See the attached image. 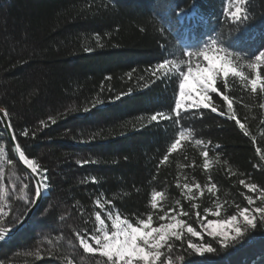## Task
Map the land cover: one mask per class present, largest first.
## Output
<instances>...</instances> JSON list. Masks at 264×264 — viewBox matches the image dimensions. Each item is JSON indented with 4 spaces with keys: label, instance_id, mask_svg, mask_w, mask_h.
<instances>
[{
    "label": "trees",
    "instance_id": "1",
    "mask_svg": "<svg viewBox=\"0 0 264 264\" xmlns=\"http://www.w3.org/2000/svg\"><path fill=\"white\" fill-rule=\"evenodd\" d=\"M234 7L235 0H0V107L46 185L26 224L0 241V264H110L81 244L100 234L98 213L110 228V213L133 226L151 216L157 226L171 212L200 236L169 240L157 264L169 257L171 264H264V218L255 211L264 208V89L258 82L253 92L232 75L218 79L207 99L217 111L183 112L177 122L179 72L156 68L164 58L179 63L182 50H198L211 37L239 57L234 63L248 80L256 71L264 77V64L247 67L264 51V0H248L240 21L225 11ZM157 113L170 119L152 122ZM0 145V204L7 208L0 229H13L35 188L1 121ZM154 192L162 193L155 208ZM251 207L256 227L242 228L243 238L228 246L201 229L203 218L224 220ZM190 243L214 251L201 254Z\"/></svg>",
    "mask_w": 264,
    "mask_h": 264
},
{
    "label": "snow or ice",
    "instance_id": "2",
    "mask_svg": "<svg viewBox=\"0 0 264 264\" xmlns=\"http://www.w3.org/2000/svg\"><path fill=\"white\" fill-rule=\"evenodd\" d=\"M248 3V0H235V7L226 9L231 18L234 21H240L241 19H247V12L245 5ZM195 5H193V8ZM174 14H175V10ZM188 11H191L189 9ZM219 44L217 39L209 38V41L205 42L202 47L198 50H182L181 55L184 59H181L179 63L175 59H162L161 63L156 65L157 69H166V66H171L172 69L179 72L181 82L179 83L180 89V99L175 101V114L177 122L180 121L181 115L183 112H198L202 107L204 109L211 108V111L216 112L217 109L212 107L210 103L207 102L209 92H217L218 89L215 87V83L218 79H224L232 75L234 77H240L244 79L247 83H250L251 89L253 92L257 90L258 82L259 87L264 89V77H261L260 73L256 71L255 78L248 80L244 72L238 70L234 61L238 60L239 57H233L232 53L229 52L226 48L222 46H217ZM223 53V55H219ZM196 58L197 61H202L205 66L201 67L200 63L193 64L192 59ZM214 59L220 61L219 64L213 62ZM261 64H264V51H259L258 55H255L254 62L247 65L248 68L252 70H257ZM182 65L187 66V71H179ZM198 72H207L209 75L205 76L203 79H196V87L194 89H188L185 91L184 81L192 75L193 70ZM226 86V84H225ZM119 98V97H118ZM185 98H187V103H185ZM223 100L227 102V113L228 118H235V113L233 112V101L227 95H223ZM220 116H225V112H219ZM0 117L5 118V126L10 128V124L7 123L8 113L6 111H0ZM159 118L170 119V117H163L162 113H157L151 116L150 120L152 122H159ZM236 123L240 128H244V125L240 123L239 120ZM24 135H27L25 132ZM180 138H184V132H180ZM181 142L180 139H177L175 143L171 144L169 151L176 149L177 145ZM17 150L19 151L20 146L16 145ZM207 157L208 153L203 154ZM19 158L28 166L32 173L37 172V165L28 157L25 156L23 151H19ZM167 159V157H165ZM205 167H207V159H205ZM44 175H47V170L44 171ZM39 182V181H37ZM241 184H244V181H240ZM249 189L255 190V184L245 185ZM185 188H188L191 191L189 185L185 184ZM199 188V185H196ZM215 185H212L214 188ZM212 189L210 188L209 191ZM36 195H42L39 188L36 190ZM162 193L154 192L152 193V207H156L157 198L160 197ZM251 197H248L249 202L251 203ZM248 209L245 208L240 212L243 222H238L237 216L232 215L227 220H212L208 221V227L212 229L208 231L207 235L213 238H220L221 243L225 246L229 239L237 240L238 238H243L244 233L242 228H252L256 227L254 218H249ZM256 212L260 213L261 218H264V208L255 209ZM186 215V213H185ZM216 215H219L217 211ZM163 219V217H161ZM175 223L161 224L160 227L151 228L152 217L148 216L147 220L141 219L139 221L140 227H134L128 220H122L119 216H116L112 220V228L114 231L109 234L107 230L104 229V221L101 220L99 213L96 215V220L100 222L101 228L100 231L103 232V235H94L91 237L95 241L97 247L93 248L89 246L83 238H81V244H83L86 252L94 253L100 251L104 257L108 258L110 264H157V261L160 260L162 256L161 248L167 245L168 249L172 248V245L169 243V240L175 238L180 239L181 232L185 227L182 220L176 219ZM214 225H223L224 227L217 231ZM228 225H233L234 227L228 228ZM187 231L191 233L192 236L198 237L200 233L195 231L193 228L188 227ZM143 233V234H141ZM230 233L235 235L230 237ZM5 235L0 234V240H4ZM189 247L195 249L196 251L204 254L206 252H213L214 249L211 246H198L195 244H189ZM169 264H171V257H169Z\"/></svg>",
    "mask_w": 264,
    "mask_h": 264
},
{
    "label": "rangeland",
    "instance_id": "3",
    "mask_svg": "<svg viewBox=\"0 0 264 264\" xmlns=\"http://www.w3.org/2000/svg\"><path fill=\"white\" fill-rule=\"evenodd\" d=\"M207 75H209V73H207V72H198V71H193V73H192V75L191 76H189L188 77V79L186 80V81H184V84H185V88L187 87V88H193V87H196V83H195V81H196V79H203L205 76H207ZM2 149H3V146L2 145H0V158H1V153H2ZM42 180L45 182V178H42ZM42 189H43V192H46V185L44 184V185H42ZM2 207H3V205H1L0 204V212H1V209H2ZM253 207H251V209L249 208H247L249 211H248V213H246L247 215H249V218H252V215H253V209H252ZM242 211V210H241ZM240 211V212H241ZM240 212H239V216H237V219H238V222H239V218H241L242 219V217L240 216ZM116 216H119L118 214H116V213H110V214H108V220H109V224H110V228L104 223L103 224V227H104V229L105 230H107L108 232H109V234H111V232L112 231H114V229L112 228V220L113 219H115V217ZM120 217V216H119ZM172 217H176V219H178V220H181V218H180V216H179V214L178 213H175V212H171V213H168V214H166L164 217H163V219H162V221H161V223L159 224V225H157V226H153L152 224H151V228H157V227H160V225L161 224H168V223H175V220H173L172 219ZM121 218V217H120ZM122 220H125V219H123V218H121ZM212 220H220V221H223V219H207V218H203L202 219V222H201V224H200V226H201V229H202V231L203 232H205L206 234L208 233V231H211L212 229H210L209 227H208V221H212ZM224 220H227V219H224ZM185 225V224H184ZM134 227H140V225L139 226H134ZM189 226L188 225H185V227L183 228V231L181 232V234L182 233H186L187 235H189V236H191V237H195V236H192L191 235V233H189L188 231H187V228H188ZM214 227L216 228V230L217 231H220L224 226L223 225H214ZM228 228H232V227H234L233 225H228L227 226ZM100 228H101V226H100ZM141 234H143V233H141ZM99 235H103V232H101L100 231V234ZM230 235V237L231 236H233V235H235L234 233H230L229 234ZM199 237V236H198ZM197 238V237H196ZM85 241V243H87L89 246H91V247H93V248H96L97 247V245H96V243H95V241L94 240H92L91 241V243L90 242H87L86 240H84ZM195 245H198V246H201V247H203V246H206V245H203V244H197V243H194ZM83 245V244H82ZM84 247V246H83ZM98 252H100V251H98ZM198 252V251H197ZM101 253V252H100ZM198 253H200V252H198ZM165 264H168V262H165Z\"/></svg>",
    "mask_w": 264,
    "mask_h": 264
},
{
    "label": "water",
    "instance_id": "4",
    "mask_svg": "<svg viewBox=\"0 0 264 264\" xmlns=\"http://www.w3.org/2000/svg\"><path fill=\"white\" fill-rule=\"evenodd\" d=\"M0 111H5L3 108L0 107ZM0 121L4 130V133L6 135V138L13 150V154L15 159L20 163V165L24 168V170L26 171V173L29 175V177L32 179L33 183H34V188H35V198L34 201L32 203V205L30 206V208L27 210V212L25 213L24 217L19 221V223L13 228V229H0V234H4L5 235V239L10 238L13 234H15L17 231H19L28 221V219L31 217L34 209L37 207V205L39 204L42 196L46 193L43 192L42 189V184L40 182L39 176L36 173H32L31 170L28 168V166L26 164H24V162L19 158V151L16 148V143L13 137V134L11 132V129L5 126V118L0 117ZM7 123H8V118H7ZM9 124V123H8ZM39 181V182H37ZM37 188L40 189L42 195L37 196L36 195V190ZM3 241V240H0Z\"/></svg>",
    "mask_w": 264,
    "mask_h": 264
},
{
    "label": "built area",
    "instance_id": "5",
    "mask_svg": "<svg viewBox=\"0 0 264 264\" xmlns=\"http://www.w3.org/2000/svg\"><path fill=\"white\" fill-rule=\"evenodd\" d=\"M6 211H7V208H6V206L4 205V206L2 207V209H1V213H2V214H5Z\"/></svg>",
    "mask_w": 264,
    "mask_h": 264
}]
</instances>
